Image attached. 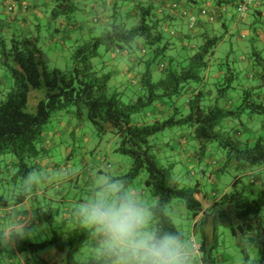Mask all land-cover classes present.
Listing matches in <instances>:
<instances>
[{
  "label": "trees",
  "instance_id": "16d2710c",
  "mask_svg": "<svg viewBox=\"0 0 264 264\" xmlns=\"http://www.w3.org/2000/svg\"><path fill=\"white\" fill-rule=\"evenodd\" d=\"M49 1L54 21L75 22L74 15L85 11L87 6L80 5L79 0ZM128 1L132 2L127 4ZM182 1L197 3V0H115L109 28L100 36L76 44L69 57L72 66L67 71L49 66L47 55L40 47V36L15 35L7 40L0 34V67L10 73L15 83L5 100L0 101V177L4 172L3 157L9 153L15 156L10 161L13 172L8 169L10 175H5L8 183L13 181L14 188L6 198L0 194V264H106L98 248V237L75 216L78 205L75 199L71 204L68 198L35 195V171L40 170L46 158L43 139L49 132L45 128L56 114L65 112L72 113L79 123L90 122L100 139L108 134L119 139L117 151L132 159L131 169L122 177L123 181L132 184L146 171L145 186L156 200L149 206L155 225L179 230L169 209L179 205L175 201H183L188 217L194 222L190 241L200 246L195 264H216L214 251L219 246L216 234L219 225L230 230L246 261L250 250L256 249L260 263L264 264V58L255 49V57L244 73L222 61L216 66L215 50L222 38L212 37L209 29L203 30L197 42L186 34L187 44L179 41L175 45L172 40L175 32L165 33L159 16L170 8L186 19L188 14L195 17ZM242 2L235 4L236 10ZM211 3L201 10L209 16L212 25L229 6H234V0H211ZM9 5L12 15L19 8L28 9L24 0ZM213 7L214 13L210 11ZM118 10L124 11L120 18ZM104 15L97 14L96 21L106 20ZM137 21L138 25L129 28ZM199 23L197 20L190 30L198 29ZM93 29H89L91 34ZM135 44L140 55L134 49L126 52V47ZM101 46L134 59L130 73L133 76L124 88L111 90L113 74L98 66ZM154 65L160 74L157 77L152 69ZM142 66L144 70L140 71L138 67ZM213 67L219 77L211 76L215 74ZM42 88L46 90V97L35 102L32 112L31 93ZM183 92L186 101L178 105L179 101L174 99L180 98ZM127 93L129 97L134 95L129 101L124 100ZM141 113H145V120H134L133 116ZM245 115L248 125L259 121L261 131L250 127L251 132L243 134L241 127L247 124L243 121ZM251 119L255 122L251 123ZM183 127L192 131L196 141L195 153H186L195 160L194 165L203 163L210 145L217 143L227 155L224 167L212 166L211 174L222 173L233 164L235 170L249 179L245 185L243 176L237 175L232 190L216 197L208 210L203 209L195 196L200 186L181 188L172 172L175 164L165 167L160 155L162 148L157 149L151 141L167 129ZM76 131L72 128L73 133ZM185 140L188 141L182 137L179 141L184 152ZM55 202L64 206L51 208ZM32 203L36 209L31 210ZM43 203L49 208L42 206ZM26 212H30V217L24 222ZM196 234H200V242L195 239Z\"/></svg>",
  "mask_w": 264,
  "mask_h": 264
},
{
  "label": "rangeland",
  "instance_id": "374dc122",
  "mask_svg": "<svg viewBox=\"0 0 264 264\" xmlns=\"http://www.w3.org/2000/svg\"><path fill=\"white\" fill-rule=\"evenodd\" d=\"M27 1L37 2L38 5L41 6L45 11V13L48 14V19H45L41 23L42 37H40V47L47 55L49 66L52 69L58 68L62 71H67L72 66V63L67 58L68 56L65 55V52L71 51L73 53V50H71L70 47L72 43L65 37H63V40L61 39V35L55 32V24L53 26L48 25L51 22L49 21V16L51 17L52 14L51 2L49 0ZM95 1L96 0L92 2L91 6L95 3ZM101 1L106 2L107 0ZM141 1L142 0H136V2ZM174 1L178 2V0ZM131 2L132 1H128L127 4ZM184 2L186 3L187 1ZM80 5L84 4L81 3ZM206 5L211 6V0H197V3L189 4V7H191L193 14L199 22L202 21L209 23V16L202 14L203 10H201V8L206 7ZM228 8L229 10L225 14H230L231 18L227 23V27L225 28L224 26L219 25V23H215L213 25L214 31L211 32L212 37L217 36L222 38L221 42L217 45V49L215 50L216 56L213 62H216V66L219 61H222V64L229 63L231 65H235V68L238 72L241 71L244 73L246 72V69L242 67V65L243 63L245 64V62L242 60H251L254 58L255 56L253 54L255 49H258L257 51H259L260 55L264 58V48L262 46L261 40L256 35V33L264 32V18L256 16V13L252 10L246 12L242 16L237 12L235 6L232 5ZM210 11L213 12L214 7L211 8ZM114 12L115 10L112 5H106L104 7L103 14H105L104 16L108 17L107 23L109 24L105 23L106 25L100 24L96 26L93 25L97 24L96 15H88V12L84 13L83 17L85 20H83L81 17L82 14L80 12L75 14L74 16H77V20L82 22L85 28V31L81 34L82 37L78 41L77 46L89 41L93 36L102 35L106 31V27L109 28L110 24L113 22L112 16ZM121 13H124V11L118 10V18L121 17ZM190 17L191 14H188L187 20L190 19ZM241 17L245 18V23L240 22ZM256 18L257 22L254 23ZM65 22L68 24L73 21L66 20ZM91 24L94 27L92 34L89 32V29L92 26ZM14 25L15 23H13L11 26ZM136 25H138V21L129 25V28ZM187 25L190 29L189 20ZM162 29L165 31V33H168L167 29ZM247 30L251 31L250 38L252 41H245L241 39L243 31ZM61 31L63 34H65L63 30ZM64 41H66L65 44ZM136 46L138 45L135 44L132 45V47H126V52L131 53L134 49L136 55H140L141 52L140 50H137ZM98 54V66L102 68L104 72L113 74L110 87L111 90L114 91L116 87L120 88V86H115V84H118L119 80L116 72L117 68H119V63L123 61V57L126 55L117 54L113 50L107 51L105 46H101L99 48ZM255 65L258 66L257 61H255ZM247 66L249 67V65ZM155 68L156 65H154L152 69L154 76L157 77L160 74L158 75V71ZM138 69L143 71L144 67H138ZM214 70L215 68L213 67L212 73H215ZM120 72H124V69L121 68ZM0 77L3 80L2 84H0V101H3L5 100L6 95L13 89L15 83L10 73L1 68ZM185 94L186 93L183 92V95L178 99H174V101H179L178 105L184 104L186 101ZM45 97L46 90L44 88L34 90L31 93L30 98V111L33 112L36 108V103ZM133 97L134 95L129 97V93H127V96H125L124 100L129 101V99ZM61 114H65V117H58L56 114L52 118L51 123H49L45 128L46 133L49 132V134H46V137L43 139L45 143L44 155L46 158L43 164L40 165V170H36L34 175L36 182L35 195L37 197L42 198L47 195L49 198H54L53 196H55L59 200L60 197H64L68 198L71 204L74 203V199L76 200V203L79 204L83 200L90 198L92 192L100 181L113 178L118 179L122 185H126L130 190L143 193L144 196L142 197L148 208L150 205L155 204V198L145 186V179L147 177L146 171H143L133 181L132 184L122 180V177L126 175L131 169L132 159L129 156L117 151V143L119 139L116 136L108 134L104 136L103 139H100L96 134L95 128L90 122L81 121L82 123H79V121H76V118L72 113L65 112ZM144 114L145 113L134 115L133 118L136 121L143 122L145 120ZM172 114L170 116H172ZM168 117L169 116H166V119H168ZM247 120L248 116L245 115L243 121L247 123L246 128L251 127V129H253L256 127V124L252 126L248 125ZM58 121H61V123ZM67 123H69V126L72 128L78 130L76 131V134L73 132L71 134L63 133L67 132L68 130L62 128L61 124L63 126L67 125ZM182 137H185V139L187 138L188 141H190L188 143V141L185 140L186 144L184 143L183 145L185 152L181 149V146H179V141H182ZM85 138L87 140H85ZM192 140L193 142H191ZM151 141L157 145V149L162 148L160 155L162 157V163L165 165V167H168L172 163L175 164V168L172 172L178 180L181 188H195L197 184H200L202 191L209 187L215 193L217 198H220L222 195L232 190L233 183L237 175L243 176V174H241L238 170L234 169L233 164L224 172L216 173V176L213 175L214 180H210L212 175L211 172L207 171L205 174H203L202 170L206 171L205 165L210 156H212L214 161H216L214 163L215 165L217 164L216 167H224L227 152L223 148L219 147L217 143H213L210 145L209 152H207L203 163H199V166L194 165L195 160H192V158L188 156L189 154L186 155V153L190 152L195 153L193 145L196 143V141L193 138L192 131L189 128L183 127L177 129H167L153 137ZM13 160H15V156L9 153L3 157V161L1 163V167L4 169V172H2L0 177V194H3L5 198L9 191L14 188V183L12 180L9 183L5 180V175H10V172L8 173V169L13 172L10 167V161ZM119 170L120 172H118ZM243 180L245 185L249 181L246 176H243ZM125 182L127 184H125ZM210 182L214 184H210ZM41 198L39 200L43 201ZM174 203L179 205L171 211L169 209V214L176 227L185 234L188 240H190L194 222L192 219H190V217H188V210L185 209L182 200H180V203L179 200L175 201ZM31 205V210L36 209V204L32 203ZM42 206L47 209L49 208L44 203ZM60 206L64 205L59 202H55L54 205H51V208L55 209ZM216 234H218L219 237V246L217 250L214 251L216 264H261L260 255L256 249H251L249 252V260H245L244 255L237 246L235 237L232 236L228 228L219 225V227L216 228ZM195 239L200 242V234H196Z\"/></svg>",
  "mask_w": 264,
  "mask_h": 264
},
{
  "label": "clouds",
  "instance_id": "9594fccd",
  "mask_svg": "<svg viewBox=\"0 0 264 264\" xmlns=\"http://www.w3.org/2000/svg\"><path fill=\"white\" fill-rule=\"evenodd\" d=\"M75 216L98 237L106 264H195L197 251L185 234L155 225L142 195L118 179L100 181Z\"/></svg>",
  "mask_w": 264,
  "mask_h": 264
},
{
  "label": "crops",
  "instance_id": "0c3cea01",
  "mask_svg": "<svg viewBox=\"0 0 264 264\" xmlns=\"http://www.w3.org/2000/svg\"><path fill=\"white\" fill-rule=\"evenodd\" d=\"M14 1H16V0H0V34L5 36V38L7 40L11 39L15 35H25V36L36 35V36L42 37L41 23L45 19H48L47 18L48 14L45 13V11L42 9L41 6L38 5L37 2H28L27 0H24L28 4V9L26 8V6L19 8V9H17L18 11H16L12 15L9 13L8 7L10 6L9 4L13 3ZM79 1H81L82 4L87 5V6H85L87 10H85L81 13L82 14L81 17L83 20H85V18L83 17L84 13L88 12V15H90V14L97 15L100 13H104L105 5L106 4L112 5L115 2V0L114 1L107 0L106 2H102L101 0H96L95 3L91 6V4L94 0H79ZM239 1L240 0H234V6ZM183 4H184L185 8L191 9V7H189V4H188V6H187V3H185V2H183ZM159 5H161V3H159ZM156 8H158V7L156 6ZM250 10L255 12L256 16H258L260 18H264V0H256L255 4L250 7ZM156 12H157V9H156ZM103 18L106 20L100 21L99 23L93 24V25L96 26V25L107 23L108 17L107 18L103 17ZM230 18H231L230 14H225L222 17H220V20L215 21L213 23V25L215 23H219V25H222L226 28L227 23L229 22ZM159 19L163 22L162 26L165 29L169 30V32H171V34L173 32H175V34L172 35V38H173L172 40H174L175 45H176V43H179V41L181 43L184 42V45L187 44L186 43V41H187L186 40V34L191 35V36H189V38L192 37L197 42L199 39V36L202 34L203 30L209 29L210 32L214 31L212 24H210L208 22H202V21L199 23L198 29L190 30L188 28V25H187L188 20L185 17H183L181 14L173 13L170 8H169V12L167 11V12L162 13L161 16H159ZM63 20L64 19L54 21L52 19V15H51V17L49 16V21H51V22L48 25L53 26L55 24L56 25L55 32L59 33V35H61L62 40H63V37L68 39L72 43V45L70 46L71 50H74L76 48V44L78 43V41L82 37L81 34L85 31V28H83V25H82L83 23L78 21V20L75 22H70L68 24L65 22V20L63 22ZM103 22H105V23H103ZM240 22L245 23L246 20L244 19V21H243V19L241 18ZM256 22H257V18L254 21V23H256ZM13 23H15V25L11 26ZM78 24H80L81 26H78ZM93 25L91 26V28H93ZM58 28H60V31L57 30ZM67 28H68V30H67ZM61 30H63V32H65V34H63ZM256 35L261 40V43L263 46L264 45V32L256 33ZM250 37H251V31H249V30L243 31V34L241 35L242 40L252 41V39ZM65 43H66V41H64V44ZM173 52L171 51L170 53L174 54ZM70 53H72V52L71 51L65 52V55L68 56L67 57L68 59L71 55ZM242 61L245 62V64L243 63L242 67L247 69L248 68L247 65H250V63H251L250 60H242ZM133 62H134V59L131 58L130 55H126L123 57V61H121V63H119V65H118L119 68H117L116 75L119 77L118 85L120 86V88H124V84L127 82L129 83L130 77L133 76V75H130V73L133 71V67L131 66V64L133 65ZM0 68L3 69L2 67H0ZM121 68L124 69V72H120ZM211 76L219 77V74L215 73V74H212ZM2 82H3V80L0 77V84H2ZM57 116L58 117H65V114H58ZM58 122L61 123V121H58ZM254 122H255V119H251V123H254ZM259 124L261 125V123L258 121L255 128L260 129V131H261V127L259 126ZM250 126H252V125H250ZM61 127L68 130L67 132H63V133H70V134L72 133V127L69 126V123H67V125H63V126L61 124ZM242 129H243L242 130L243 134L248 135L251 132V129L246 128V126L243 127ZM85 140H87V139L85 138ZM214 163H215V161H214L213 157L211 156L210 160L207 161V166L205 167L206 171H209V172L213 171L211 169H212V166L215 167ZM121 171L123 172L122 169H121ZM118 172H120V170ZM202 172H203V174H205L204 170H202ZM210 178H211L210 180H214L213 175H211ZM210 184H214V183L210 182ZM210 184H208V185H210ZM198 185L200 186V190L195 196H196L197 200H199V202H201L203 209L208 210L211 208V206H212V204L215 201L217 196L209 187H207L204 191H202L201 185L200 184H198ZM139 193L142 196H144L141 192H139ZM19 211L20 210H18V212ZM18 212H17L16 216H18ZM29 213L30 212L27 213V216L25 217L24 222H26L29 219V217H30Z\"/></svg>",
  "mask_w": 264,
  "mask_h": 264
},
{
  "label": "built area",
  "instance_id": "2783aa9c",
  "mask_svg": "<svg viewBox=\"0 0 264 264\" xmlns=\"http://www.w3.org/2000/svg\"><path fill=\"white\" fill-rule=\"evenodd\" d=\"M255 2L256 0H243V2L237 6V12L243 16L246 12H249L250 7L253 6ZM202 14H205V12ZM190 19V28H194L197 24V18L191 16ZM192 243L196 248L197 254H199V244H197L195 241H192Z\"/></svg>",
  "mask_w": 264,
  "mask_h": 264
}]
</instances>
